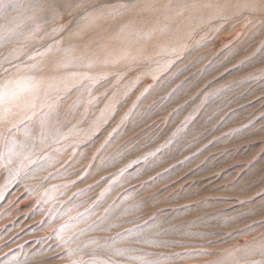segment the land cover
I'll use <instances>...</instances> for the list:
<instances>
[{
    "label": "rangeland",
    "instance_id": "rangeland-1",
    "mask_svg": "<svg viewBox=\"0 0 264 264\" xmlns=\"http://www.w3.org/2000/svg\"><path fill=\"white\" fill-rule=\"evenodd\" d=\"M0 264H264V0H0Z\"/></svg>",
    "mask_w": 264,
    "mask_h": 264
}]
</instances>
